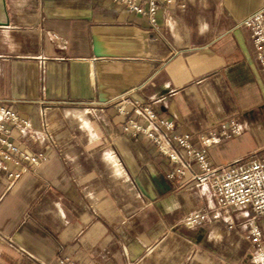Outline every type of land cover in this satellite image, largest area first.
I'll return each mask as SVG.
<instances>
[{"label":"crops","instance_id":"obj_1","mask_svg":"<svg viewBox=\"0 0 264 264\" xmlns=\"http://www.w3.org/2000/svg\"><path fill=\"white\" fill-rule=\"evenodd\" d=\"M3 2L0 104L31 124L34 140L13 139L47 159L16 180L0 170V264H264V220L258 249L250 207L183 224L214 206L207 185L168 179L173 165L125 135L111 104H147L194 143L236 120L240 136L207 150L213 168L264 150V77L240 25L262 0L162 4L156 30L113 0Z\"/></svg>","mask_w":264,"mask_h":264},{"label":"built area","instance_id":"obj_2","mask_svg":"<svg viewBox=\"0 0 264 264\" xmlns=\"http://www.w3.org/2000/svg\"><path fill=\"white\" fill-rule=\"evenodd\" d=\"M130 13L145 18L150 27L158 29L157 13L162 4L185 8V0H113ZM241 26L248 29L254 56L264 77V0L259 9L247 16ZM118 115L124 118L122 132L132 139L140 136L148 140L156 151L173 165L168 179H192L205 183L215 200L212 208L189 212L183 220L187 227H196L207 221L221 219L220 212L228 208L250 207L254 216L248 222L247 238L258 249L261 234L255 217L264 220V150L254 152L243 161L213 168L207 158V150L214 145L239 137L241 128L236 120H228L196 134V142L187 133L177 132L173 121L158 115L151 106L138 100L121 97L111 103ZM30 122L19 116L10 106L0 104V159L19 167L17 172L8 171L0 164L7 177L16 180L27 171V165L38 168L46 161L42 152H29L13 139L14 136H31ZM197 169L195 171L192 167ZM264 263V255L261 254ZM56 264H78L68 257H57Z\"/></svg>","mask_w":264,"mask_h":264},{"label":"water","instance_id":"obj_3","mask_svg":"<svg viewBox=\"0 0 264 264\" xmlns=\"http://www.w3.org/2000/svg\"><path fill=\"white\" fill-rule=\"evenodd\" d=\"M7 25V21L5 19V8L3 0H0V26Z\"/></svg>","mask_w":264,"mask_h":264}]
</instances>
